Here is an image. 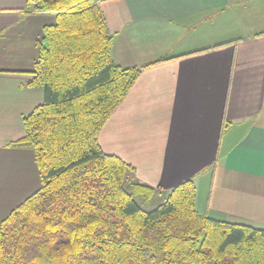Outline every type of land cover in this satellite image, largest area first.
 Here are the masks:
<instances>
[{"label":"crops","instance_id":"crops-1","mask_svg":"<svg viewBox=\"0 0 264 264\" xmlns=\"http://www.w3.org/2000/svg\"><path fill=\"white\" fill-rule=\"evenodd\" d=\"M96 2L114 62L146 67L99 135L134 168L128 185L166 199L192 180L199 214L264 230V0ZM26 8L0 0V223L41 186L34 152L13 144L44 102L28 83L56 17Z\"/></svg>","mask_w":264,"mask_h":264},{"label":"trees","instance_id":"trees-1","mask_svg":"<svg viewBox=\"0 0 264 264\" xmlns=\"http://www.w3.org/2000/svg\"><path fill=\"white\" fill-rule=\"evenodd\" d=\"M26 11L56 17L28 83L44 102L13 144L34 152L41 186L0 223V264H264V230L199 214L192 180L146 211L136 198L155 190L128 185L134 168L103 151L102 129L146 67L114 62L96 0H27Z\"/></svg>","mask_w":264,"mask_h":264},{"label":"rangeland","instance_id":"rangeland-1","mask_svg":"<svg viewBox=\"0 0 264 264\" xmlns=\"http://www.w3.org/2000/svg\"><path fill=\"white\" fill-rule=\"evenodd\" d=\"M160 198H165V195L164 197L163 196L157 197L148 203H144V201H142L141 198H136V200L144 210L153 211L157 209L161 204H163L166 200V199H160Z\"/></svg>","mask_w":264,"mask_h":264}]
</instances>
